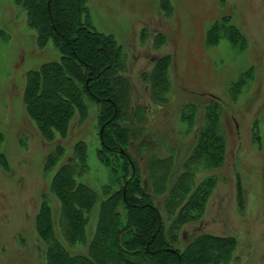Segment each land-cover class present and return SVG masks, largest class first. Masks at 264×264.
Segmentation results:
<instances>
[{
  "label": "rangeland",
  "instance_id": "obj_1",
  "mask_svg": "<svg viewBox=\"0 0 264 264\" xmlns=\"http://www.w3.org/2000/svg\"><path fill=\"white\" fill-rule=\"evenodd\" d=\"M162 1L86 0L92 28L113 36L121 48V75L130 83L131 107L142 106L145 111V119L129 125L140 136L132 138L129 152L143 180L149 157L164 160L158 175L168 172L171 189L187 170L183 165L204 126L207 106L216 103L224 160L218 169L198 166L194 171L189 194L208 177L216 182L201 218L181 227L175 246L182 251L200 234L234 237L236 248L227 264H264V0H166V10ZM233 32L238 34L236 46L228 37ZM162 57L169 58L168 92L167 102L159 106L141 80ZM59 59L51 41L37 46L36 32L16 0H0V264H44L45 246L35 229L43 196L51 208L55 237L70 254H86V245L64 242L60 206L50 191L52 177L77 142L87 145L88 167L77 181L97 193L110 182L96 157L98 107L89 101L85 120L75 116L61 142L62 158L53 169L45 167L54 143L42 140L26 115L23 90L29 71ZM190 105L195 108L191 128L181 120L183 113L190 114ZM238 182L242 208L236 198ZM167 193L154 195L166 227L171 222L164 208ZM97 211L98 206L89 215L88 241ZM119 211L124 216L122 208Z\"/></svg>",
  "mask_w": 264,
  "mask_h": 264
},
{
  "label": "trees",
  "instance_id": "obj_2",
  "mask_svg": "<svg viewBox=\"0 0 264 264\" xmlns=\"http://www.w3.org/2000/svg\"><path fill=\"white\" fill-rule=\"evenodd\" d=\"M16 3L26 12L28 26L36 32L37 46L42 48L51 41L60 54L59 61L29 71L23 90L26 115L42 140L54 143L53 151L46 156L45 167L53 169L62 158L61 142L68 136L75 116L81 122L85 120L86 101H89L98 107L99 131L103 127L96 157L110 176V182L100 193L78 182L88 170L87 145L77 142L73 146L71 156L52 177L50 191L60 206L59 227L64 242L68 246L86 245L87 252L72 255L55 237L51 208L43 196L35 229L45 246L44 264H227L236 248L234 237L200 234L182 251L175 246L181 227L201 218L216 182L214 177H208L189 194L194 171L198 166L218 169L224 160L220 107L216 103L207 106L204 126L199 129L195 145L183 165L187 170L177 177L171 189L167 187L168 172L158 175L164 160L154 156L146 160L147 177L143 180L129 152L132 138L137 140L140 136L131 132L129 125L135 119H145V111L142 106L131 107L130 83L121 75V48L113 36L92 28L86 0H16ZM161 5L166 10L167 1ZM213 30L208 31L209 38L213 37ZM228 37L236 46L238 34L233 32ZM168 59L162 57L155 61L152 71L145 73L141 80L149 86L146 85L150 98L159 106L167 102ZM188 108L190 114L183 113L181 120L191 128L195 108L192 105ZM236 190L237 204L242 208L239 182ZM164 191L168 192L164 203L171 220L168 227L154 198ZM97 206L96 226L88 241L86 226Z\"/></svg>",
  "mask_w": 264,
  "mask_h": 264
},
{
  "label": "water",
  "instance_id": "obj_3",
  "mask_svg": "<svg viewBox=\"0 0 264 264\" xmlns=\"http://www.w3.org/2000/svg\"><path fill=\"white\" fill-rule=\"evenodd\" d=\"M102 132H103V127L100 128L99 134H100V138H102Z\"/></svg>",
  "mask_w": 264,
  "mask_h": 264
}]
</instances>
